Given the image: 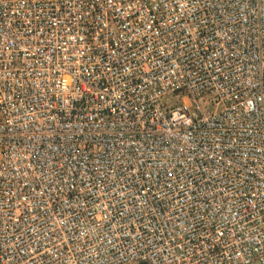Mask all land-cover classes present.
Wrapping results in <instances>:
<instances>
[{"label":"built area","instance_id":"1","mask_svg":"<svg viewBox=\"0 0 264 264\" xmlns=\"http://www.w3.org/2000/svg\"><path fill=\"white\" fill-rule=\"evenodd\" d=\"M0 264H264V0H0Z\"/></svg>","mask_w":264,"mask_h":264}]
</instances>
